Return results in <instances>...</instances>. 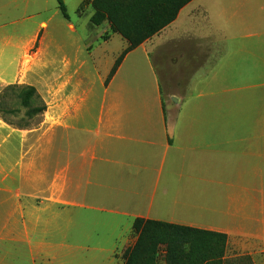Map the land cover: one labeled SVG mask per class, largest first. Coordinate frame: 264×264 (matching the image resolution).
<instances>
[{"label": "crops", "instance_id": "1", "mask_svg": "<svg viewBox=\"0 0 264 264\" xmlns=\"http://www.w3.org/2000/svg\"><path fill=\"white\" fill-rule=\"evenodd\" d=\"M153 1L172 10L183 0ZM249 2L256 17L238 21L229 0H190L107 85L118 58L104 74L102 213L132 219L110 248L102 240L108 263H124L138 238L130 244L134 220L143 218L226 235L224 260L232 251L264 264V0ZM116 32L111 41L130 42ZM220 98L241 103L242 118L219 116ZM239 120L250 124L236 129ZM7 234L0 243L13 242Z\"/></svg>", "mask_w": 264, "mask_h": 264}, {"label": "rangeland", "instance_id": "2", "mask_svg": "<svg viewBox=\"0 0 264 264\" xmlns=\"http://www.w3.org/2000/svg\"><path fill=\"white\" fill-rule=\"evenodd\" d=\"M63 1L69 20L57 0H0V93L32 86L47 107L28 120L14 95L6 108L15 113L0 115V181L10 185L0 187V240L8 233L13 241L0 243V264H124L102 253V240L110 248L132 219L102 213L109 203H102L100 131L104 74L130 42L111 41L117 32L106 20L92 24L93 0ZM229 2L238 21L256 17L249 0ZM215 108L219 116H243L241 103L220 98ZM249 124L239 120L235 128ZM136 237L132 229L130 244ZM234 254L224 263H252ZM158 264H167L164 255Z\"/></svg>", "mask_w": 264, "mask_h": 264}, {"label": "trees", "instance_id": "3", "mask_svg": "<svg viewBox=\"0 0 264 264\" xmlns=\"http://www.w3.org/2000/svg\"><path fill=\"white\" fill-rule=\"evenodd\" d=\"M189 1L183 0L172 10H167L162 3L154 5L153 0L92 1L95 9L91 18L92 24L99 26L108 20L116 31L130 41V46L116 60L106 85L125 56L173 22L179 9ZM57 2L62 16L69 20L65 2L63 0ZM14 95L21 107L26 109L25 115L28 120L42 115L47 110L35 87L9 85L0 93L1 116L15 113V110L6 108L7 100ZM22 126H29V122ZM133 230L138 238L135 244L125 251L124 264H158L162 255L167 264H226L224 263L228 245L226 235L143 218L134 220Z\"/></svg>", "mask_w": 264, "mask_h": 264}, {"label": "water", "instance_id": "4", "mask_svg": "<svg viewBox=\"0 0 264 264\" xmlns=\"http://www.w3.org/2000/svg\"><path fill=\"white\" fill-rule=\"evenodd\" d=\"M176 102V99H173Z\"/></svg>", "mask_w": 264, "mask_h": 264}]
</instances>
